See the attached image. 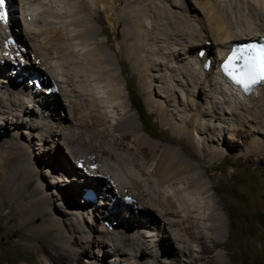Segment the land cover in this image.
I'll use <instances>...</instances> for the list:
<instances>
[{"label": "bare ground", "instance_id": "1", "mask_svg": "<svg viewBox=\"0 0 264 264\" xmlns=\"http://www.w3.org/2000/svg\"><path fill=\"white\" fill-rule=\"evenodd\" d=\"M22 1L25 5L27 0ZM67 1L66 12L60 10L46 12V15L43 13V18L46 22L50 19L71 18L72 21H69L67 25L71 36L69 49L63 43L67 31L62 28L47 31L42 29L43 26L38 25L35 31L28 32L29 26H27L25 32L29 36L28 43L22 34L12 33L11 28H7V23H0V83L2 84L0 88L4 89V92H1L2 89H0L2 93L0 94V127L12 126L14 130L31 127L37 132V135L30 132L31 143L29 145L21 140H18L17 143L7 140L0 142V218L7 223H12L18 218L21 227L26 229L24 237L27 240L29 256L37 255L39 257L37 263L24 261L19 264H74V261L75 264H100L98 260L101 257L109 258L107 261L111 260L115 264L118 261L117 257L124 260V264H237L236 252L231 241L232 234L227 229V218L224 213L226 201L218 197L217 189L220 186L217 184L221 180L210 176L206 177L203 175V171L201 174L198 172L190 174V170L193 167L205 168V170L207 167L216 169V160H224L233 164L235 159L231 156L232 152H229L226 147L228 148L229 145L234 150L236 143H240L237 141L238 139L236 140V136L243 131L240 126H249L251 135L264 134V131L247 125L250 118L244 113L242 114L245 115L247 121L242 118L243 116L240 118L236 107H232L229 101L224 99L222 103L220 102L221 105H225L226 109L223 110L233 116L234 123L241 124L237 128L231 129L228 137L229 142L226 146V142L222 140L229 130V123L225 118L219 117V110L224 107L210 103L211 97L201 92V99L205 100L208 106L205 109H200V115L209 116V119L182 117V122L185 125L182 126L183 124L180 125L176 122V117L171 115L168 108L160 110L159 120L171 126L174 134L166 139L165 144L147 141L140 135V129L135 124L131 109H127L123 101L120 77L116 73V62L107 48L108 43L111 42L110 37H108V42L99 40V36L102 32L105 33V30L103 29L101 32L93 24L97 18L92 13L87 0H81L77 6H75L76 3H73L75 0ZM116 1L120 0H100L101 4L106 6L103 11L109 13L112 2ZM125 1L128 10L121 16L119 26L115 27V32L120 30L121 26L123 27L122 37L130 47L125 49L121 47L120 55L127 64L133 67L134 71L140 67L147 73L145 76L152 77V70H157V68L160 69V72L165 70L166 76L162 74L161 77L165 76L164 79H171L170 81L163 80L166 88L172 93L177 91L178 84L173 83V79L181 81L176 78L179 74H175L181 69L171 66L170 63L181 59L180 51L178 52L176 45L180 43L179 41H184L187 46L184 48L183 55L188 54L186 58H190V61L185 63L181 59V62L184 73L191 78L188 84L190 85L191 82L195 88H198L200 84H204L202 81H205L206 84L203 86L205 90L209 89L214 93H217L220 88L222 91H219L218 94L223 92L224 96L229 97L235 103H242L241 110L247 109L254 115V120L264 121V112L261 115L254 114L261 107L255 104L251 106L253 101L264 95V84H260L249 97H243L237 89L228 86L218 76L220 61L231 46L251 38L255 40L263 37V29L231 27L217 11L220 0H196V6L204 12L209 23V29L215 40L213 45L216 44L215 47L219 51L217 62L212 65L209 59L210 70L205 72L201 65H197L195 62L197 52L194 54L193 51L210 42L204 23L200 26L201 31H205V34L202 33L198 40L191 39L190 36L195 31L193 27L197 26H190L191 24L182 14L176 15L169 6H156V8L154 7L156 10L153 12L154 20L151 21V26L156 34H152L148 30L150 26L146 23V15H139L138 19H135V0ZM245 1L251 5H254L252 1H257L260 9L264 11V0ZM30 2L34 16L43 12L44 8L41 9V3L43 5L50 2L57 3L56 0H30ZM195 8L193 7V9ZM32 13L26 14V17ZM82 13L86 15L85 20L81 19ZM128 16H133L137 23L135 24L133 21L126 25ZM194 16L197 15L194 13ZM177 17H180L181 21L175 19ZM30 32L33 34L32 36H30ZM161 34H166V37H162ZM122 37L117 35L116 39ZM17 38L19 39L16 40ZM10 39L13 40L15 46L22 47L30 45L32 39L31 44L38 50L35 51L33 48L32 52V49L28 51V49L22 50L19 47L20 51H17L19 54H15L16 50L13 51L14 47H11V49L9 48L10 52L5 53L2 46L4 44L8 46ZM16 41L20 43L18 44ZM133 41L136 42L134 46ZM163 43L165 46H161ZM94 45L95 49L92 50L91 46ZM213 47L211 46L209 50H212ZM76 49L80 51L77 52ZM45 50L47 52H44ZM64 51L70 60L65 58ZM30 53L35 54V62L30 67L31 73L37 74L43 81L41 91L33 92V88H30V92L27 91L25 84L17 79L13 84V80L9 79V74L6 73L8 71L13 74L14 70L18 71L16 64L11 62L17 61V56L20 58L19 63L25 61ZM77 53L84 56V61L78 60ZM144 53L151 59L156 56L152 60L159 65L150 69L143 60ZM209 55L214 58L216 56L211 52ZM209 55L206 54L204 60L208 59ZM73 57L76 58L73 59ZM4 59H7V62H4L3 65ZM37 59H41L40 65L36 64ZM191 62H194L193 67L190 66ZM49 64L51 67L47 69ZM50 69L55 75V77L51 75V78L54 79V85H57L58 88L56 94L47 93L49 86L51 88L52 80L50 76L49 78H44V76H46V71L50 72ZM169 70L173 72L169 74ZM214 70L216 79L212 84L208 77L211 72L214 73ZM141 76L144 77L143 73ZM18 77H22V74H18L16 78ZM154 77L156 76L154 75ZM31 78L29 76L27 81ZM93 86L95 87L94 91L91 89ZM61 92H64L68 99L65 106L61 101L58 102V99L56 102L50 100V97L56 99L57 94ZM103 93L107 94V100L102 98ZM106 103L108 106H105ZM148 105L152 109L151 102ZM53 106H55L54 110H52ZM30 108L32 111L28 112ZM111 109H113V113L119 112L120 118L115 124L109 117ZM235 116L236 119H234ZM214 119L219 120L223 125L213 124ZM257 123L261 125V128L263 127V122L257 121ZM44 129H46L45 132H43ZM58 129L62 135L61 145L68 149L67 155L73 160L72 163L67 156L66 158L58 156L57 153L61 151V148H45L44 146L48 142L56 144L59 135ZM114 132L119 135L114 136ZM20 133H22L20 134L21 139L25 132L21 131ZM40 134L42 135L40 136ZM213 134L218 139L212 140ZM219 141H222V145L225 146H217L219 144L215 143ZM130 142L133 146L130 145ZM173 143H177V145ZM33 145L37 147H33ZM261 146L263 145L259 144L258 140H253L246 154L238 156L236 161L243 159L247 162L245 156L250 153L264 158L262 156L264 154H260ZM52 148L55 150L51 151ZM33 150L38 152L35 153ZM159 155L160 158L157 160ZM208 156L215 162L211 163L207 159ZM49 157H54L56 160L55 167L45 161L50 159ZM148 159H151L153 164L156 160L158 161L153 172H150L146 166ZM80 163L83 165L81 166ZM95 166L98 168L92 170ZM101 174L107 176L104 177ZM237 174V172L234 173L235 176ZM54 175L59 177L57 179L55 177V181L49 180ZM110 175L112 177L108 178ZM112 181L114 184L111 183ZM180 182L185 184V192L176 187ZM167 184L175 186L174 192L168 193L166 190H160ZM105 187L106 192H103ZM51 188H54L55 191L50 190ZM85 188L100 197L102 201L92 207H86L81 203L77 210H75L76 204L75 207L71 206L73 210L66 207V204H69L68 201L72 200L79 191L80 199L82 190ZM133 190L136 191L137 197L129 194ZM118 196L122 197L116 201L112 200ZM127 196L133 197V200H140L142 205L137 203V200H134L135 202L127 201L125 199ZM121 204L130 207L126 210V214L121 216L122 220L119 219L122 212ZM55 211H61V215L54 216ZM71 211L74 214V220L70 219ZM154 211H158L159 214L156 215ZM95 213L100 214L99 218L102 222L113 227L111 232L108 230L109 227H97L95 222L98 218L95 217ZM79 216L85 219L86 226H84L85 223L82 224ZM38 219H42V221L35 225L34 223ZM164 219H168L170 229L167 230L164 225L162 236H159L162 230L161 222ZM61 221L64 227L59 225L58 222ZM128 221L130 224H127ZM146 221H150L153 228L157 227L158 230H153L155 231L153 233L150 228L151 224L143 223ZM117 224L120 226L117 227ZM87 233L86 238L83 235ZM144 233L151 235L144 236ZM164 235L167 240H161ZM78 237L86 238H82L81 243L86 242L89 245L80 246ZM143 241L148 247L144 248ZM96 246L101 251L97 252ZM62 258H64L63 261H60ZM180 258L183 262L180 261Z\"/></svg>", "mask_w": 264, "mask_h": 264}, {"label": "rangeland", "instance_id": "2", "mask_svg": "<svg viewBox=\"0 0 264 264\" xmlns=\"http://www.w3.org/2000/svg\"><path fill=\"white\" fill-rule=\"evenodd\" d=\"M80 1L81 0H78V1L75 0L73 3H76L75 6H77ZM87 1L89 2L92 13L97 18V20L95 19V21H93V24L101 32L103 29L105 30V33L102 32L101 36H99V40H103L105 42H108V37H110L111 42L108 43L107 48H108L109 52L111 53V55L113 56V58L116 62V66H115L116 67V73L120 77V85L122 88V94L124 96L123 101H124L125 105L127 106V109H131V113L133 114L135 124L140 129V132H139L140 135L143 138H145L147 141L152 142V143H157V144H165L167 142L166 139L168 137H172V135L174 134L171 126L166 125L159 120V114H161L160 110H165L168 108L171 115L173 117H176V122H178V124H180V125L183 124L182 126H185L184 123L182 122V117L186 118L187 116H192L194 119L199 118V120H201L200 118H203L204 120L209 119V116L200 115V109H205V107L208 106L207 102L205 100L201 99V92L206 93L208 96L211 97V98L209 97L210 103L217 104L221 107L223 105H221L220 102L222 103L224 99L227 100V102L229 101V104L232 107H236V109H237L236 112L239 113L240 118H241V116H243L242 113H244L248 118H250V122H248L247 125H250L253 128L254 127L259 128V130L264 131V121L263 120H260V119L254 120L255 119L254 115L251 114L247 109H246L247 111L240 109V107L242 106V103H238V104H237V102L235 103V101L229 99V97L224 96L223 92L221 94H218L219 91H222L220 88H218L217 93H214V92H210L209 89L205 90V88L203 87L206 84L205 81H202V82H204V84H202V85L200 84V87H198V88H195L191 82H190V85L188 84V81L191 78L188 77L184 73V67L182 66V62H181V59H183V61L185 63H187V62L189 63V61H190L189 60L190 58L189 59L186 58L188 56V54L183 55V53L185 52L184 48L187 46V44H185L186 42H184V41H179L180 43H178L176 45L178 52L180 51L179 56L181 59L179 61H172V63H170L171 66H174L175 68L181 69V71H178V73H175L176 75L179 74L176 78L180 79L181 81L179 82V81L173 79V83L178 84L177 85V91L172 93V91H169L166 88V85L164 84L163 80H169L170 81L171 79H164V77L166 76L165 70H162L161 72H160V69H158V68H157V70H152L151 71L152 77L145 76V74H147V73L145 71H143V69L140 67H139V69H136L134 71L133 67L131 65L127 64L125 62V60L120 55L121 47H123L124 49L127 47H130L128 42H126L125 39H123V37H122L121 33H122L123 27L121 26L120 30L115 32V27L117 28L119 26L121 16L123 15L124 12H126L128 10L127 2L125 0L112 2V8L109 9L110 12L106 13L105 11H103L106 8V6L101 4L100 0H87ZM25 2H26V4L24 5L22 0H7L8 7L10 9L9 10L10 11V19H8L7 28L10 27L12 33L13 32L18 33L19 35L22 34V36H24V40H26L28 43H29V36L25 32V27H27V26H29L27 28V29H29L28 32L33 31V30L35 31V29L38 25H40L41 27L43 26L42 29L47 30V31H54L56 29L62 28L64 31H67V33L65 32L66 38H65V41L63 43L68 48L70 45L69 44L70 43L69 38L71 36H70V32H68V30H67L68 29L67 25H68L69 21H72V20H70L71 18H66V19H61V20L50 19V21L47 20V22L49 21L48 23L43 18V13H45V15H46L49 12H56L59 10L62 12H66L68 1L67 0H56L57 3H51L50 2L46 5L45 4L43 5L41 3L40 4L41 6L40 5L39 6L41 7V9L44 8V10H42L43 12L42 13L40 12L39 15L36 14L35 16L33 15L32 11H31L32 8H31L30 0L29 1L27 0ZM196 2H197L196 0H135L136 12H134V17H135V19H138L139 15H146V20H147L146 23L149 24V26H150L148 28V30L152 34H156L154 28H152V26H151V21L154 20L153 12L156 10L155 9L156 6H158V7L159 6L160 7L161 6H169L170 8H172V10H174L176 15L182 14V16L184 18H186V20L189 22V24H191L190 26H192V27L197 26V27H193V28H195L193 30H195L194 32L196 34L194 32H192V34L190 36L191 39L195 38V40H198L202 33L205 34V31H203V30L201 31V26H200V24L204 23V27L206 26V33H208V35H209L208 39L210 40V42H209V44H203L201 47L195 48L193 51L195 54V52H197V53L199 52V49L200 50L205 49L207 55H209V52H211L213 55H216L215 58L213 56H210V55L208 57V59L211 60L212 65H215V62H217V59H218L217 56L219 55V53H218L219 51H218V48L215 47L216 44L213 45V42L215 40H214V37L212 36L211 30L209 29V23L207 21V18L205 16L204 12L196 6L197 5ZM245 2H246L245 0H220L218 7H217V11L219 12L220 16H222L224 18V20L231 25V27H234V28L240 27L239 29H247L248 28V29H253V30H254V28H255V30L261 28L264 31V11H262L260 9L257 1H252V2H254V5L253 4L251 5V4H248L247 2L246 3ZM42 6H44V7H42ZM56 7H57V9H56ZM193 7H196V8L193 9ZM47 8H48V10H46ZM195 10H197V12H194ZM31 13H32V15H30L29 17H26V14H31ZM194 13L197 16H194ZM85 17H86L85 13H82L81 19L85 20ZM110 18H112V19L110 20ZM175 19H177L178 21H181L180 17H177ZM133 21L135 22V20L133 19V16H128V21H127L126 25H129ZM136 23L137 22H135V24ZM30 29H32V30H30ZM193 30H191V31H193ZM29 34H30V36L33 35V34H31V32ZM117 35L119 37H122V38L116 39ZM161 36L166 37V34H161ZM167 36H169V35H167ZM196 36H197V38H196ZM18 39L19 38H17L16 40H18ZM136 39H137V33H136ZM31 40H30V45H26L25 47H22V46H15V43L13 42V40L10 39V41L8 42V46L6 44H4V46H2V48L5 49V51H4L5 53H9L10 52L9 48L11 49V47H14L13 51L16 50L15 54L18 53L17 51H20V50H18L19 47H21L22 50L28 49V51H29V49H30V51L32 49V52L34 49H35V51L38 50V49H36V47L33 46V44H31V42H32ZM170 41H173V40L170 39ZM16 42L18 44L20 43L18 41H16ZM241 42H245V41H241ZM12 44H13V46H11ZM135 44H136V42L133 41V46ZM210 45L214 46L212 48V50H209V49H211ZM43 46H45V45H43ZM161 46H165V43H163V45H161ZM91 48H92V50H94L95 45L91 46ZM182 49H184V50H182ZM76 50L78 52L79 49H76ZM44 52H47V51L45 50ZM77 54H78V60L84 61V59H83L84 56L81 53H77ZM34 56H35V54L32 55L30 53V54H28V58L30 60L28 58H25L26 60L22 61L20 63L18 62V60L20 58H19V56H17L18 60L12 61L11 63L16 64V67H18V71L14 70L13 74H11L8 71L6 72L7 75L9 74V76H8L9 79L11 78L13 80V84H14L15 80L17 79V81L25 84L24 86L27 89V91H29V92H30V88L32 89V86H30V83H29V81H27V79L29 78L30 73L32 72V69L30 67L32 66V63L35 62ZM64 56L66 59L70 60L68 54L65 51H64ZM75 58L73 57V59H75ZM153 58H156V56H153L152 59ZM152 59L149 58L144 53L143 60L145 61L146 65H149L150 69H152L154 67L156 68V65H159V64L155 63V61H153ZM194 60H195V56H194ZM4 62H7V59H4L2 61L3 65L5 64ZM195 62H197V60H195ZM36 64L40 65L41 59H37ZM193 64H194V62L193 63L191 62L190 66L193 67L194 66ZM50 67H51V65L49 64L47 69H49ZM10 68H11V66H10ZM49 71L51 72V74H49L50 72H47V71H46V74L44 72V74L46 75V76H44V78L45 77L49 78V76H50V79L52 80V84H53L54 79L51 77L52 76L55 77V75H53L52 69H50ZM192 71H193V69H192ZM20 72H22V73H20ZM141 72L143 73L144 77L141 76L142 75ZM171 72H173V71L169 70V74ZM18 74H20V75L22 74V77L16 78ZM47 74H48V76H47ZM162 74H165V76L161 77ZM154 75L156 77H154ZM208 79L210 80V82L212 84L215 83V79H216L215 70H214V73H212V72L210 73ZM199 81H201V80L199 79ZM0 85L2 86L1 83H0ZM12 85H11V87H12ZM64 86H65V84H64ZM49 88H50V86H49ZM0 89H2V87ZM12 89H13V87H12ZM91 89L94 91L95 87L93 86V87H91ZM1 92H4V89H2ZM1 92H0V94H2ZM63 93L61 92L60 94H57L56 99H54V97H50V100H55L52 102H56V100L58 99V102L61 101V103H64L63 106H65L66 102H67L66 100H68V99L66 98L65 93H64V95H63ZM263 96L260 97L259 99L257 98L255 101H253V104H251V106L255 104V105H258V107L259 106L261 107L260 109L257 110V112H255L256 110L254 108V112H255L254 114H256V115H258V114L261 115V113L264 112V97ZM102 98L104 100H107L108 99L107 94L103 93ZM130 98L134 102L135 106H137V103H139V106L145 111V114L142 115V120L145 124V128H147L149 130V132L153 135V137H151L149 134H147L145 132L144 127H143V125L139 119L138 114H137V111L135 110L134 106H132V104H131ZM149 102H151V104H152V109L149 108V105H148ZM105 106H108V103H106ZM54 107L55 106H53L52 110H54ZM223 107L224 108H222V110H219V112H220L219 117L225 118L227 120V122L229 123L228 124L229 130L226 133V135L224 136V139L222 140V141L226 142V146H227V143L229 142L228 137L230 135L231 129L237 128L241 124L234 123L232 120L233 116L229 113H226L223 110V109H226L225 105ZM66 110H67V106H66V109L64 108L65 112H66ZM31 111H32L31 108L28 109V112H31ZM112 111H113V109H111V111H109V117H110L111 121L113 122V124H115L118 121V119L120 118V116H119V112L116 111L113 113ZM244 116L242 118H245ZM236 118L237 117L235 116L234 119H236ZM245 120L247 121L246 118H245ZM245 120H240V121H245ZM257 121L263 122L262 128H261V125H259V123H257ZM50 124H51V122H50ZM213 124L223 125L219 120H216V119L213 120ZM240 127L243 129V131H241L240 134L236 136V140L238 139L237 141H239L240 143H236L234 150L232 148H230L229 145H228V148L226 147V149L229 152H232L231 156L235 159L233 164H231L228 161H224V160H216V163H215V166L217 165L216 169L215 168L212 169V168L207 167V170H205V168L193 167L190 170L191 171L190 174H195L197 172L199 174H201V172L203 171L204 176H206V177L210 176L212 178H216L217 180L219 178V181L221 180V182L219 184H217V186H220V188L217 189L218 193H219L218 197L223 198L226 201V204L224 206V208H225L224 213L226 214L225 216L227 218V229L230 230L231 234H232L231 241H232L233 249L236 252V260H238L237 264H264V160H263L264 158L263 157H257V154H255V153H253V154L250 153L249 155L245 156L247 162H245L243 159L236 161L238 156H241L242 154H244V155L246 154L247 150L249 149L253 140H255V139L258 140L259 144L263 145L260 147V154H264V134L260 133L258 135H251V132H249V126H245V127L240 126ZM45 130L46 129H44V131L43 130L42 131L45 132ZM21 131H23L25 133L23 134L24 136L21 135V136H23V138L20 139V134H22V133H20ZM30 132L37 135V132L34 131V129H32L31 127L30 128L29 127H21V128H18V130H14L12 126H8L6 128L0 127V135L3 136L0 142H5V140H7V141H14L17 143L18 140H21V142L27 143L29 145V143H31V141L29 140V137L31 135ZM49 133H50V130H49ZM57 133L59 135L57 136L56 144L48 142V143H45L44 146H45V148H51V147L61 148V151H59L57 153L58 156L60 158L61 157L66 158V156H67V158H68V155H67L68 149L61 145L62 135H60L61 132L59 129L57 130ZM113 134H114V136L119 135L117 132H114ZM41 135L42 134H40V136ZM211 139L212 140L218 139V137L215 134H213ZM222 141L216 142L215 144H219L217 146H220L223 143ZM127 143L129 144V142H127ZM173 144L177 145V143H173ZM130 145L133 146L132 142H130ZM33 147H37V146L33 145ZM53 150H55V149L52 148L51 151H53ZM33 151L35 153L38 152L37 150H33ZM262 156H264V155H262ZM49 158L50 159L45 160V161L47 162V164L51 165L52 167H55L56 160L54 159V157H49ZM159 158H160V155L158 156L157 160H159ZM250 158H252V160L249 161ZM68 159L72 163L73 160H71L70 157ZM207 159L211 163L215 162V161H212L211 157H209V156ZM157 160L154 162V164H153L151 159L146 160V166L150 172H153L155 170V168L157 167V163H158ZM80 165L82 166L83 164L80 163ZM96 168H98V167L95 166L92 168V170H95ZM86 170H87V172L91 173V171H89L88 169H86ZM192 171H194V172L192 173ZM207 171H209V173H207ZM108 172H110V171H108ZM235 172L238 173L236 176L234 175ZM109 174H111V172ZM101 175H103L104 177L107 176L106 174H101ZM55 177L57 179L59 176L54 175V177L53 178L50 177L49 180L55 181ZM110 177H112V176L110 175L108 178H110ZM206 179H208V178H206ZM111 183L114 184L113 181ZM90 186H92V185H90ZM114 187H115V185H114ZM176 187H178L182 192H185V190H184L185 184L183 182L178 183V185H176ZM85 189H87V188H85ZM104 189H106V187L103 188V192H106ZM50 190L55 191L54 188H51ZM160 190H166V192L172 193L175 190V186L172 187L170 184H167V185H165V187L160 188ZM135 193H136V191L133 190L129 194L132 196L134 195V197H137L135 195ZM79 194H80V191L74 195L72 200L68 201L69 204L68 205L66 204V207L72 209L71 206L73 207L76 204L77 208L75 210L79 209L80 208L79 205L81 204L80 199H79ZM115 194H117V192H115ZM120 195H123V194H120ZM53 197H55V196H53ZM120 197H122V196H118L117 198H114L112 200H115V201L119 200ZM134 200H133V202H135L137 199L135 201ZM110 202L112 204V201H110ZM137 203H140V200L139 201L137 200ZM94 204H96V203H90L88 206L92 207ZM140 205H142V204L140 203ZM88 206H86V207H88ZM120 206H121L122 212L120 213L119 219L122 220L121 216L125 215L126 210L130 209V207L125 206L123 204H121ZM155 213H156V215L159 214L158 211H156ZM56 215H61V211H55L54 216H56ZM70 215H71V217H70ZM70 215H69L70 219H73L74 214L72 211L70 212ZM89 216H91V215H89ZM99 216H100V214L95 213V217L98 218L97 221L95 222L97 227L98 228L101 226L105 227V228L109 227L108 230H110V232H111L113 227L108 226L106 223L102 222L100 220ZM79 217L82 221V224H84L85 219H83L82 216H79ZM87 219L90 220L89 217H87ZM146 219H148V217H146ZM41 221H42V219H38L35 221L34 224L35 225L40 224ZM163 222H161L162 230H161V233L159 236H162V231L164 229V225L166 226L167 230L170 229L168 219H164ZM58 223H59V225H62V227H64V224L62 223V221L58 222ZM143 223L151 224L150 228H152L153 233H155V231H153V230H156V231L158 230L157 227L153 228V225H152V223H150V221H146ZM127 224H130V222L128 221ZM117 225H115V226H117ZM84 226H86V223ZM119 226L120 225H118L117 227H119ZM148 231H149V229H148ZM25 232H26V229L23 226L21 227V225L19 224L18 218L15 219L12 223H7L6 221H4L3 219L0 218V264H19V263H22L24 261H27L30 263H32V262L37 263L38 258H39L37 255H35V257H34V255L29 256V251L27 248L28 244H26L27 240L24 237ZM169 232L171 233L172 231H169ZM150 235H151L150 233L149 234L144 233V236H150ZM83 236H86V238H87L88 233L83 235ZM82 238L83 237H78V239H79L78 241H79L80 246L85 247L86 245H89L86 242L81 243ZM86 238H83V239H86ZM161 240H167L166 236L164 235L163 237H161ZM143 245H144V248L148 247L146 245L145 241H143ZM172 246H173V244H172ZM176 246H177V244H176ZM95 249L97 252L101 251L100 249L97 248V246L95 247ZM144 252H145V249H144ZM63 259L64 258H62L60 261H63ZM108 259L109 258L101 257L98 260V262L100 264H115V262L113 263L111 260L107 261ZM117 260L118 261L116 262V264H121L120 261H122L123 262L122 264H124V260H120V259H118V257H117ZM180 261L183 262V260L181 258H180ZM73 263L75 264V261Z\"/></svg>", "mask_w": 264, "mask_h": 264}, {"label": "snow or ice", "instance_id": "3", "mask_svg": "<svg viewBox=\"0 0 264 264\" xmlns=\"http://www.w3.org/2000/svg\"><path fill=\"white\" fill-rule=\"evenodd\" d=\"M5 0H0V23H7L8 13L3 11ZM223 73L245 92L264 84V47L244 45L234 47L221 65Z\"/></svg>", "mask_w": 264, "mask_h": 264}, {"label": "trees", "instance_id": "4", "mask_svg": "<svg viewBox=\"0 0 264 264\" xmlns=\"http://www.w3.org/2000/svg\"><path fill=\"white\" fill-rule=\"evenodd\" d=\"M130 101H131L132 106H134L135 110L137 111V114H138V116H139V119H140V121H141L143 127H144L145 132H146L147 134H149L151 137H153V135L149 132V130H148L147 128H145V124H144V122H143V120H142V115L145 114V111L139 106V103H137V106H138V107H137V106H135V104H134V102L131 100V98H130Z\"/></svg>", "mask_w": 264, "mask_h": 264}, {"label": "water", "instance_id": "5", "mask_svg": "<svg viewBox=\"0 0 264 264\" xmlns=\"http://www.w3.org/2000/svg\"><path fill=\"white\" fill-rule=\"evenodd\" d=\"M2 137H3V136H2V135H0V141H1Z\"/></svg>", "mask_w": 264, "mask_h": 264}, {"label": "clouds", "instance_id": "6", "mask_svg": "<svg viewBox=\"0 0 264 264\" xmlns=\"http://www.w3.org/2000/svg\"><path fill=\"white\" fill-rule=\"evenodd\" d=\"M203 50H205V49H203ZM206 52V51H205ZM51 85H52V82H51ZM249 97V96H248Z\"/></svg>", "mask_w": 264, "mask_h": 264}]
</instances>
